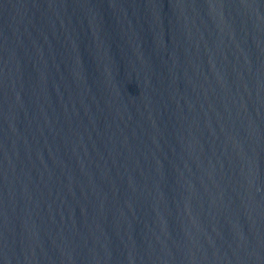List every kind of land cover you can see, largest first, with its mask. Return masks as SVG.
<instances>
[{"label": "water", "instance_id": "95a60500", "mask_svg": "<svg viewBox=\"0 0 264 264\" xmlns=\"http://www.w3.org/2000/svg\"><path fill=\"white\" fill-rule=\"evenodd\" d=\"M0 264H264V0H0Z\"/></svg>", "mask_w": 264, "mask_h": 264}]
</instances>
